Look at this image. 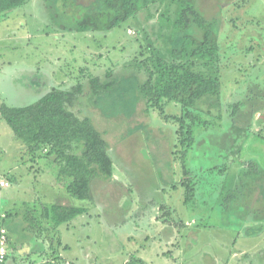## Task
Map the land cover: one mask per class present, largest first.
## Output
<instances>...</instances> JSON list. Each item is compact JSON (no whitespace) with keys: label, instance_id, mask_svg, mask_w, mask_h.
Instances as JSON below:
<instances>
[{"label":"rangeland","instance_id":"rangeland-1","mask_svg":"<svg viewBox=\"0 0 264 264\" xmlns=\"http://www.w3.org/2000/svg\"><path fill=\"white\" fill-rule=\"evenodd\" d=\"M49 1L0 14V105L62 94L68 111L89 119L105 140L113 176L92 177L90 200L69 196L56 179V156L40 151L31 161L0 118L7 185L0 211L24 225L43 220L34 231L52 229L46 236L56 240L57 256L61 250L56 264H264V0H196L205 19L217 22L221 88L191 111L189 149L171 119L181 116L180 104L165 103L166 120L136 92L146 79L140 65L150 67L157 52L169 60L175 45L160 30L168 0L106 33L69 31V8L53 11ZM93 1L75 3L86 9ZM196 69L206 72L199 63ZM93 78L114 86L96 96ZM186 182L193 186L188 203ZM53 205L83 213L55 225L44 214ZM48 245L44 264L55 260ZM22 261L28 257L13 248L9 263Z\"/></svg>","mask_w":264,"mask_h":264},{"label":"trees","instance_id":"trees-1","mask_svg":"<svg viewBox=\"0 0 264 264\" xmlns=\"http://www.w3.org/2000/svg\"><path fill=\"white\" fill-rule=\"evenodd\" d=\"M32 0H0V14L18 8ZM49 1V0H48ZM162 0H95L86 9L76 5L75 0H51L53 11L63 9L74 19L67 28L78 32H109L120 24L134 18L152 5ZM55 17L59 18L58 14ZM160 30L165 31L166 42L174 44L169 60L157 52L148 63L140 65L145 81L136 87L138 96L149 108L163 115L165 103L180 104L181 116L177 120L180 133L179 144L189 149L193 143L192 125L196 120L191 111L201 99L218 98L220 81L218 68L219 43L217 22L206 20L199 10L196 0H168L165 12L161 15ZM206 72L197 70V65ZM217 71V72H216ZM94 95L108 93L113 81L90 80ZM66 100L58 92H50L34 105L8 107L0 105V118L11 130L14 138L26 148V155L34 161L35 154L47 151L56 156L60 163L56 179L63 180L67 194L78 200H90V183L97 173L107 178L113 176V162L108 154L106 142L91 125L89 119L80 120L65 107ZM171 120V121H172ZM188 122V126L184 123ZM80 145L79 152L75 147ZM183 151V156H184ZM193 196V186L186 182L185 203ZM45 210L47 217L52 213L54 224H65L83 213L81 208L61 205ZM44 216V217H45ZM4 224V220H3ZM5 227V226H4ZM7 239L9 235L7 231ZM7 257L5 258L6 261Z\"/></svg>","mask_w":264,"mask_h":264},{"label":"crops","instance_id":"crops-1","mask_svg":"<svg viewBox=\"0 0 264 264\" xmlns=\"http://www.w3.org/2000/svg\"><path fill=\"white\" fill-rule=\"evenodd\" d=\"M4 226L8 231L9 241L7 247V259L3 264L9 263V255H12V249L16 250L17 256L28 257V261H22L21 264H44L41 255L45 252V250L49 247L54 249V261H51L49 264H56L57 257L61 256V250L59 251V255L57 256V243L56 240L53 241L52 237H47L46 235L51 233L52 229H46L42 232L43 227L35 230L42 221H33L32 219H26V225L20 224L18 220L20 219L16 216H13L12 213L4 212ZM31 224V225H30ZM56 237V236H55ZM11 251V252H10ZM14 264V263H13Z\"/></svg>","mask_w":264,"mask_h":264},{"label":"built area","instance_id":"built-area-1","mask_svg":"<svg viewBox=\"0 0 264 264\" xmlns=\"http://www.w3.org/2000/svg\"><path fill=\"white\" fill-rule=\"evenodd\" d=\"M7 187L4 180L0 179V189ZM4 215L0 211V264H3L5 258L7 257V247H8V239H7V230L3 225Z\"/></svg>","mask_w":264,"mask_h":264}]
</instances>
